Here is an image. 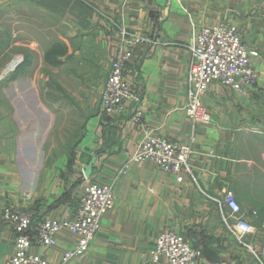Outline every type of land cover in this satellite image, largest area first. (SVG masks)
<instances>
[{"label": "crops", "instance_id": "1", "mask_svg": "<svg viewBox=\"0 0 264 264\" xmlns=\"http://www.w3.org/2000/svg\"><path fill=\"white\" fill-rule=\"evenodd\" d=\"M93 8L164 44L185 45L201 27L227 22L258 52L255 87L241 85L237 92L212 81L202 98L211 121L195 128L190 166L197 185L188 178L178 184L152 163L134 164L119 177L142 133L130 114L100 113V93L121 42ZM21 34L22 43L15 38ZM13 52L21 61L10 74ZM188 66L185 47L144 46L133 50L125 72L147 128L181 144L192 131L183 110ZM47 82L76 99L91 92L97 106L73 160L43 168L36 164L37 145L26 143L33 124L25 117L50 114L41 99L50 92ZM82 167L88 168V182L113 188L114 206L87 254L68 264H153L149 250L160 234L171 231L195 248L207 246L219 264H256L223 227L214 199L232 193L249 211L246 221L254 233L246 241L264 247V0H0V264L14 254L3 209L32 211L36 223L69 218L86 183ZM77 240L61 231L55 246L30 252L48 264H62Z\"/></svg>", "mask_w": 264, "mask_h": 264}, {"label": "built area", "instance_id": "2", "mask_svg": "<svg viewBox=\"0 0 264 264\" xmlns=\"http://www.w3.org/2000/svg\"><path fill=\"white\" fill-rule=\"evenodd\" d=\"M93 9L111 27L121 42V47L111 61L100 93V113L115 117L130 114L131 120L140 126L142 133L137 149L128 156L119 171V177L125 176L134 164L152 163L160 171L174 175L178 184L188 178L197 185L190 166L195 128L198 125H208L211 121L202 98L212 81H217L221 86L237 92L242 91L241 85L243 89L255 87L258 73L252 65L258 57V52L249 48L242 40L237 27L227 22L201 27L185 45L164 44L146 34L128 30L114 18L101 13L96 8ZM160 45L182 46L189 53L186 104L183 110L192 131L185 144L159 136L147 128L142 121L139 95L136 89L126 82V67L133 57V50ZM15 67L17 63L11 65L6 72L13 71ZM80 175L86 183L78 194L77 205L69 218L59 221L42 218L36 223L32 211L10 206L3 209L1 220L14 234V254L3 264H48L41 256L32 254L30 249L55 246L56 235L61 231H68L78 237L75 246L65 252L62 264H68L87 254L101 229L102 219L114 206V193L111 186L88 182L83 167ZM200 193L210 198L204 192L200 191ZM214 201L217 203L223 227L235 237L256 264H264V247L257 249L246 241V237L254 233L253 227L246 221L249 211L241 208L230 192L223 193L219 200L214 199ZM148 256L153 264L160 261L165 264H204L205 262L198 248L188 243L181 234L172 231L158 236Z\"/></svg>", "mask_w": 264, "mask_h": 264}, {"label": "rangeland", "instance_id": "3", "mask_svg": "<svg viewBox=\"0 0 264 264\" xmlns=\"http://www.w3.org/2000/svg\"><path fill=\"white\" fill-rule=\"evenodd\" d=\"M9 12L10 17L8 19H12L14 14L10 10ZM15 38L22 43V34L20 37ZM12 54L15 56H12L9 67L21 61H17L15 52ZM14 70H16V67ZM13 71L10 70L9 73L11 74ZM49 83L47 82L45 87H48ZM48 88H50V92L41 93V99L42 105L50 114L35 115L33 119L25 117L26 123L33 124L35 128L34 131L33 127L28 128L30 134H26V143L37 145L36 160L39 161L36 164L43 168L50 165L59 166L62 158H66L68 161L73 160L75 147L84 133L85 124L96 112L97 106V104L96 106L94 104L95 101L92 100L91 92L89 94L87 91V99L83 97L82 99H76V97L72 98L70 94L54 86Z\"/></svg>", "mask_w": 264, "mask_h": 264}, {"label": "water", "instance_id": "4", "mask_svg": "<svg viewBox=\"0 0 264 264\" xmlns=\"http://www.w3.org/2000/svg\"><path fill=\"white\" fill-rule=\"evenodd\" d=\"M83 171H84L85 177L89 179L90 176H89L88 168L84 167ZM199 250L202 254L203 260L207 262L208 264H219L220 263V259L216 256V254L212 250L207 248V246H203Z\"/></svg>", "mask_w": 264, "mask_h": 264}]
</instances>
